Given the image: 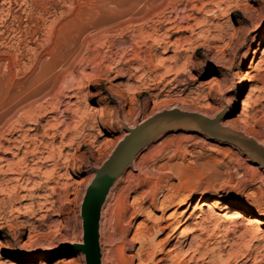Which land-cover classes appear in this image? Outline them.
Masks as SVG:
<instances>
[{"label": "rangeland", "instance_id": "1", "mask_svg": "<svg viewBox=\"0 0 264 264\" xmlns=\"http://www.w3.org/2000/svg\"><path fill=\"white\" fill-rule=\"evenodd\" d=\"M52 47L58 80L33 94ZM0 85V264H84L72 247L82 198L124 126L164 110L224 109L222 126L264 146V0H0ZM23 90L32 94L15 105ZM206 200L261 216L264 234V168L225 142L161 134L105 196L100 264H139L138 251L165 264L148 245L172 247L202 217L211 248L224 211ZM245 224L238 216L225 231V254L256 245ZM231 264H264V250Z\"/></svg>", "mask_w": 264, "mask_h": 264}, {"label": "water", "instance_id": "2", "mask_svg": "<svg viewBox=\"0 0 264 264\" xmlns=\"http://www.w3.org/2000/svg\"><path fill=\"white\" fill-rule=\"evenodd\" d=\"M224 109L213 118L182 112L178 109L164 110L138 123L133 128L124 126L125 136L117 143L109 157L97 169L85 189L80 205L81 243L72 247L84 258V264H100L98 227L101 206L105 196L125 168L132 164L135 155L161 134L186 130L236 147L255 165L264 168V146L251 137L224 127L220 119Z\"/></svg>", "mask_w": 264, "mask_h": 264}, {"label": "bare ground", "instance_id": "3", "mask_svg": "<svg viewBox=\"0 0 264 264\" xmlns=\"http://www.w3.org/2000/svg\"><path fill=\"white\" fill-rule=\"evenodd\" d=\"M50 52L51 53H48V55L52 54L51 56L53 57V59L51 60L52 62L46 64V66L48 67L47 71L41 74L40 75L41 77L39 76V78L42 80L40 88L33 91L32 92L33 94L37 93L38 90L40 92L46 89L51 83H54L58 80V76L54 75L51 71V67L55 65V60H56V57H55L56 50L54 49V47L51 48ZM114 76H115L114 78H118L120 76V73L117 72L116 75ZM20 92L21 94L19 95L20 96L19 100L15 101V103L13 102L15 105L22 103L23 101L28 99V97L32 94V93H27L24 90ZM237 105H238L237 103H234V106L231 110L232 111L235 110ZM58 131L59 130H57L56 132ZM59 134L60 136H65L64 133H59ZM27 152L28 151L23 152L22 156H26L28 154ZM29 153L32 156L38 154L36 150H32ZM187 204L188 202H186L184 206L186 207ZM203 205L207 207L212 206L216 210L224 211L222 225L217 227V234L214 239L213 246L211 248H208V245H207V241L212 239L211 235H209L210 225L212 223L211 218L202 217L200 219L199 217H196L195 219L199 218L200 220H203L204 223L194 222V223H190V225H187L186 227H182L179 231L180 240L176 244L172 245V247H168L166 250L160 249V247H163L168 243L167 238L160 240V241L154 240L150 245H148V247L146 248L147 250H151L152 248L157 247L159 249L158 252L160 254L164 253L165 255L164 259H160L158 260V262L164 261L165 264H190L192 262L194 264H198V263L200 264H231L233 261H236V258H238L239 256H243L245 258L248 257L250 249H252V252H254L255 254L258 253L260 249L264 250V234H261V231L263 230V228H261V222H263L262 221L263 219L261 218V216L245 215L240 210V205L238 204L228 205L220 201H216V200L215 201L206 200ZM237 215L244 217L246 220L245 229H244V233L242 234V237L244 235L249 236L250 241L256 242V245L252 244V245H246V246L244 245L241 247L232 248L225 254V248L228 245L230 246V244H229V241L224 238L223 234L225 233V231L228 229L230 225L232 226L235 224L237 217H238ZM159 230L162 231L163 229L161 228ZM196 230L200 231V235L198 237L193 236ZM146 238H152V236L149 234H146V237L143 238V240H146ZM188 238H190L189 241H188ZM257 243H263V244L259 246L257 245ZM212 252L213 254H211ZM136 256H137L139 264L147 263L148 256H145V258H142L141 255H139V251L136 254Z\"/></svg>", "mask_w": 264, "mask_h": 264}]
</instances>
